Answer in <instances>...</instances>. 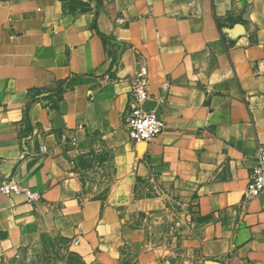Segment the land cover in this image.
<instances>
[{"label": "crops", "instance_id": "crops-1", "mask_svg": "<svg viewBox=\"0 0 264 264\" xmlns=\"http://www.w3.org/2000/svg\"><path fill=\"white\" fill-rule=\"evenodd\" d=\"M142 62L165 95L146 144L124 123ZM261 142L264 0H0V182L39 194H0V261L47 236L157 264L174 213L201 262L264 264V191L243 200Z\"/></svg>", "mask_w": 264, "mask_h": 264}, {"label": "built area", "instance_id": "built-area-1", "mask_svg": "<svg viewBox=\"0 0 264 264\" xmlns=\"http://www.w3.org/2000/svg\"><path fill=\"white\" fill-rule=\"evenodd\" d=\"M130 93L132 104L125 115L124 123L129 138L134 143H149L165 127L164 119L160 113V107L165 101V95H158L152 99L148 93V69L146 62H142L130 78ZM153 102L154 105L147 108L146 105ZM70 143L75 145L76 139L71 137ZM46 151V147L41 148ZM264 191V142L256 147V164L252 168L250 179L243 191V200L252 198ZM22 193L27 201L32 202L39 198V194L14 181L6 179L0 182V194L9 195Z\"/></svg>", "mask_w": 264, "mask_h": 264}, {"label": "rangeland", "instance_id": "rangeland-1", "mask_svg": "<svg viewBox=\"0 0 264 264\" xmlns=\"http://www.w3.org/2000/svg\"><path fill=\"white\" fill-rule=\"evenodd\" d=\"M166 220V225L171 231L169 236L174 237L176 242L157 264H209L201 262L195 254H189L182 247L180 240L188 234L187 221L185 223L178 220L174 213H169ZM69 252L72 251L62 241L41 236L19 248L15 255L0 261V264H67Z\"/></svg>", "mask_w": 264, "mask_h": 264}, {"label": "trees", "instance_id": "trees-1", "mask_svg": "<svg viewBox=\"0 0 264 264\" xmlns=\"http://www.w3.org/2000/svg\"><path fill=\"white\" fill-rule=\"evenodd\" d=\"M67 258H68L67 264H87L81 259L79 254L73 251L68 253Z\"/></svg>", "mask_w": 264, "mask_h": 264}, {"label": "water", "instance_id": "water-1", "mask_svg": "<svg viewBox=\"0 0 264 264\" xmlns=\"http://www.w3.org/2000/svg\"><path fill=\"white\" fill-rule=\"evenodd\" d=\"M153 105H154L153 102H149V103L146 105V107H147V108H150V107H152ZM209 264H218V263L210 262Z\"/></svg>", "mask_w": 264, "mask_h": 264}]
</instances>
